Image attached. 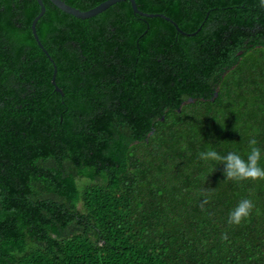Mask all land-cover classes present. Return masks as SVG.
I'll return each mask as SVG.
<instances>
[{
    "label": "trees",
    "instance_id": "trees-1",
    "mask_svg": "<svg viewBox=\"0 0 264 264\" xmlns=\"http://www.w3.org/2000/svg\"><path fill=\"white\" fill-rule=\"evenodd\" d=\"M42 1L62 94L37 1L0 0V264H264V180L199 158L255 138L264 168L260 0H135L192 35L129 0Z\"/></svg>",
    "mask_w": 264,
    "mask_h": 264
},
{
    "label": "clouds",
    "instance_id": "clouds-1",
    "mask_svg": "<svg viewBox=\"0 0 264 264\" xmlns=\"http://www.w3.org/2000/svg\"><path fill=\"white\" fill-rule=\"evenodd\" d=\"M261 6H264V0H260ZM250 151L247 159H244L240 154L234 151L228 152L226 155H221L217 151L209 149L199 153V158L202 160H213L223 163L224 174L226 180H264V168L260 167L261 150L257 147V140L252 138L249 140ZM207 202L206 200L204 201ZM203 208V203L201 204ZM254 208L251 199H242L229 214V224H240L243 219L251 214ZM222 239L227 240V233L222 235Z\"/></svg>",
    "mask_w": 264,
    "mask_h": 264
},
{
    "label": "water",
    "instance_id": "water-1",
    "mask_svg": "<svg viewBox=\"0 0 264 264\" xmlns=\"http://www.w3.org/2000/svg\"><path fill=\"white\" fill-rule=\"evenodd\" d=\"M36 1H37L38 5L40 7V10H39V12L35 15V17L31 21V25H30L31 32H32V35H33L35 41L37 42L38 46L42 49V51L45 53L47 58L52 63L53 72H52V76H51V82L54 85V89L62 94L61 88L58 87V85L56 84V81H55V76H56V71H57L56 65H55L53 59L51 58V56L49 55V53L47 52V50L42 45V43H41V41H40V39L38 37L37 31H36V23H37L38 19L45 12V5H44L43 1L42 0H36ZM50 1L57 8H59L60 10H63L64 12H66L68 14H71V15H73L75 17H78V18H81V19H85V18H89L91 16H94V15L98 14L99 12L105 10L110 5H112V4L116 3V2L122 1V0H104V1L100 2L99 4H97L96 6L90 8L88 10H80V9L74 7V6L69 5L68 3H66L63 0H50ZM129 1L131 3V7L133 9V12L136 13V14H139L141 16H146V17L160 16V17H163L166 20L170 21L175 26L177 31L180 32V33H184V34H188V35H192V34L195 33V32L186 33L182 29H180L178 27V25L176 24V22L173 21L168 16H166V15H164L162 13H147V12L141 11L140 9H138L135 0H129ZM216 95L217 94L215 93V96ZM188 100L191 101L192 99L189 98Z\"/></svg>",
    "mask_w": 264,
    "mask_h": 264
}]
</instances>
